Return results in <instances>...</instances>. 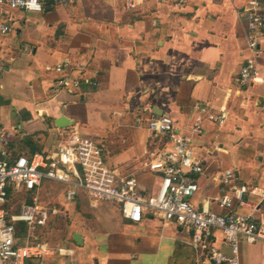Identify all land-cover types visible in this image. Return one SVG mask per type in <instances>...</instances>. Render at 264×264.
<instances>
[{"label":"crops","instance_id":"0c3cea01","mask_svg":"<svg viewBox=\"0 0 264 264\" xmlns=\"http://www.w3.org/2000/svg\"><path fill=\"white\" fill-rule=\"evenodd\" d=\"M175 1L142 0L129 11L125 0H76L47 3L42 13L10 12L13 33L0 41L1 125L17 154H30L23 142L35 134L44 153L73 136L100 139L109 169L119 176L137 173L147 193L160 183L149 164L171 144L167 135L137 125V117H148L140 109L151 104L154 115L171 116L176 131L191 136L199 107L207 106L226 120L223 125L205 121L202 133L192 136L205 164L204 173L195 176L200 190L193 203L221 212L215 202L221 195L218 177L234 169L235 186L257 188L245 196L251 207L237 210L259 216L264 213V85L239 82L251 56V0H188L181 9ZM256 1L264 18V0ZM261 48L256 60L264 80V36ZM58 66L72 69V78L96 80L98 87L75 93L58 88ZM63 115L74 125L57 128L55 120ZM53 184L63 187L59 203L73 216L66 247L62 254L25 264H196L187 229L149 212L140 223L131 222L118 204L96 202L84 191L67 202V186L49 180L35 194L42 204ZM214 234L221 245L222 234ZM240 258L241 264H264V242L241 245Z\"/></svg>","mask_w":264,"mask_h":264},{"label":"built area","instance_id":"2783aa9c","mask_svg":"<svg viewBox=\"0 0 264 264\" xmlns=\"http://www.w3.org/2000/svg\"><path fill=\"white\" fill-rule=\"evenodd\" d=\"M76 0H0V41L13 33L9 14L12 11L42 13L47 3L69 4ZM224 1V0H221ZM188 0H176L175 7L183 8ZM142 0H125L129 11L136 10ZM259 3L248 4L251 56L241 68V85H264L256 57L263 53L261 39L264 36V18L257 10ZM56 68L60 77L58 88L75 93L82 87L97 88L98 82L89 78H72V69ZM0 63V264H25L28 260H40L47 256L62 254L46 243L36 240L35 233L45 228L56 211L42 204L35 195L44 180L67 186L65 199L72 202L84 191L96 202H111L120 206L125 219L140 223L145 212L158 216L164 224H173L191 233L190 245L195 251L196 264H241L240 251L243 244L264 242V213H242L238 207H251L245 196L257 188L235 186V170L228 169L218 177L221 195L215 199L221 212L201 210L193 203L200 187L196 175L204 173V160L195 151L192 136L202 133L203 123L209 121L223 125L224 113H211L207 106L199 107L191 136L176 131L171 116H156L152 105L140 109L136 118L140 127L158 135H167L171 144L149 164L151 172L160 178L152 192L141 189L137 177H120L110 170L102 156V148L95 140L73 136L60 144L55 152L17 154L12 139L1 125V79ZM30 201L13 205L16 197L30 195ZM264 199V191L260 193ZM256 210L255 207H252ZM222 234V244L215 243V232ZM21 235V236H20Z\"/></svg>","mask_w":264,"mask_h":264},{"label":"rangeland","instance_id":"374dc122","mask_svg":"<svg viewBox=\"0 0 264 264\" xmlns=\"http://www.w3.org/2000/svg\"><path fill=\"white\" fill-rule=\"evenodd\" d=\"M95 126L100 127L101 124L98 125L97 123ZM93 140H95L99 145H101L102 141L100 139H96L94 137H88ZM102 150L103 147L101 146ZM106 164V163H105ZM107 166V164H106ZM108 167V166H107ZM109 168V167H108ZM120 176L124 178L128 177H136L137 173H126V172H120ZM43 192L47 190L48 187H44L43 185ZM50 194H43V201L44 204L51 209H55L56 214L52 221L49 223V225L44 229L36 233L35 238L37 241L41 243H46L50 247L55 249H61L66 247V240L67 237H69L70 234V227L72 222V212L68 205H65L64 203H59V200L61 197H63V187L57 184H53L52 186H49ZM32 198L30 195H21L16 197V199L13 202V205L15 208H18V206L28 201ZM87 211V210H85Z\"/></svg>","mask_w":264,"mask_h":264},{"label":"water","instance_id":"95a60500","mask_svg":"<svg viewBox=\"0 0 264 264\" xmlns=\"http://www.w3.org/2000/svg\"><path fill=\"white\" fill-rule=\"evenodd\" d=\"M159 115H163V113ZM54 125L59 129H64V128H68L69 126L74 125V123L73 121H71L70 119H68L67 117L63 115L55 120ZM74 240L79 246L83 244V239L80 234H77V233L74 234Z\"/></svg>","mask_w":264,"mask_h":264},{"label":"trees","instance_id":"16d2710c","mask_svg":"<svg viewBox=\"0 0 264 264\" xmlns=\"http://www.w3.org/2000/svg\"><path fill=\"white\" fill-rule=\"evenodd\" d=\"M39 135L40 134H35L31 137H28L27 139L24 140V146L29 148L30 153H34V152H42V148L40 147V144L38 143L39 141ZM102 156H103V150H102ZM103 160H104V156H103ZM105 162V160H104ZM30 196H32V194H30ZM31 200V199H30ZM28 200V201H30ZM21 236V235H20Z\"/></svg>","mask_w":264,"mask_h":264}]
</instances>
